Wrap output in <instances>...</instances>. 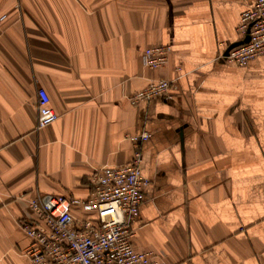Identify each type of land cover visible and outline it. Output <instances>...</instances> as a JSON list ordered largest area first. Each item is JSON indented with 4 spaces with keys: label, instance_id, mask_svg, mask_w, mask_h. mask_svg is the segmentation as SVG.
Listing matches in <instances>:
<instances>
[{
    "label": "crops",
    "instance_id": "obj_1",
    "mask_svg": "<svg viewBox=\"0 0 264 264\" xmlns=\"http://www.w3.org/2000/svg\"><path fill=\"white\" fill-rule=\"evenodd\" d=\"M255 2L0 0V264H29L30 199H88L91 175L128 163L143 131L136 249L168 264H264V55L226 59ZM160 44L169 63L145 67ZM162 78L172 99L131 103ZM40 87L58 114L43 129Z\"/></svg>",
    "mask_w": 264,
    "mask_h": 264
},
{
    "label": "built area",
    "instance_id": "obj_2",
    "mask_svg": "<svg viewBox=\"0 0 264 264\" xmlns=\"http://www.w3.org/2000/svg\"><path fill=\"white\" fill-rule=\"evenodd\" d=\"M237 31L244 42L228 51V61L243 66L264 55V0H256L242 13ZM171 54L169 44L148 47L142 53V62L147 68L158 69L169 63ZM172 89V81L154 79L129 99L135 105L155 97L169 100L173 98ZM38 102L37 129H43L54 123L58 114L42 87L38 89ZM150 136L149 131L131 135L135 145L132 159L123 165L97 169L91 175L88 199L38 193L29 200L30 216L20 222L30 240L25 251L29 264H168L150 251L137 250L133 241V222L143 202V188L149 183L142 173L140 143ZM74 206L91 215H76Z\"/></svg>",
    "mask_w": 264,
    "mask_h": 264
},
{
    "label": "water",
    "instance_id": "obj_3",
    "mask_svg": "<svg viewBox=\"0 0 264 264\" xmlns=\"http://www.w3.org/2000/svg\"><path fill=\"white\" fill-rule=\"evenodd\" d=\"M245 41H246V40H245ZM242 42H244V41H239V42H237V43L232 44V45L230 46L229 50H230L232 47H235V46L241 44Z\"/></svg>",
    "mask_w": 264,
    "mask_h": 264
}]
</instances>
